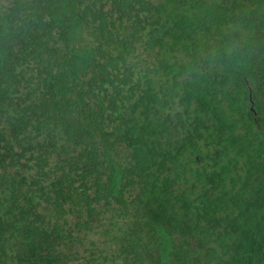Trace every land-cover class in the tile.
Here are the masks:
<instances>
[{"label": "trees", "instance_id": "obj_1", "mask_svg": "<svg viewBox=\"0 0 264 264\" xmlns=\"http://www.w3.org/2000/svg\"><path fill=\"white\" fill-rule=\"evenodd\" d=\"M0 264H264V0H0Z\"/></svg>", "mask_w": 264, "mask_h": 264}]
</instances>
